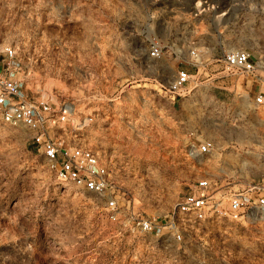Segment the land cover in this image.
Wrapping results in <instances>:
<instances>
[{
    "label": "rangeland",
    "instance_id": "1",
    "mask_svg": "<svg viewBox=\"0 0 264 264\" xmlns=\"http://www.w3.org/2000/svg\"><path fill=\"white\" fill-rule=\"evenodd\" d=\"M195 1L0 0V53L16 50L29 96L74 103L67 135L86 120L78 138L110 156L121 193L111 221L103 199L56 181L27 132L0 122V264H264V213L231 218L219 199L181 242L167 229L205 174L232 191L264 181V105H254L264 85L223 64L239 49L264 60V0H207L193 20ZM224 11L237 14L233 34ZM153 44L159 60L148 58ZM180 68L192 77L172 99ZM206 139L215 151L188 158ZM137 216L162 233L133 230Z\"/></svg>",
    "mask_w": 264,
    "mask_h": 264
},
{
    "label": "built area",
    "instance_id": "2",
    "mask_svg": "<svg viewBox=\"0 0 264 264\" xmlns=\"http://www.w3.org/2000/svg\"><path fill=\"white\" fill-rule=\"evenodd\" d=\"M193 20L208 14V1L196 0ZM215 10V7L211 5ZM223 21V32L235 33L237 14L228 11L217 16ZM201 35L207 34V25H203ZM162 57V47L153 44L148 52L150 60ZM189 64L196 67V50L188 53ZM224 68L231 73H239L264 85V60L256 58L246 49L228 51L223 55ZM22 63L13 47H5L0 53V122L12 129H22L28 134V145L41 156L56 181L71 185L78 192L92 194L103 199L104 208L111 221L116 220L117 201L121 196L119 182L110 156L88 146L78 138L86 120L73 126V137L67 135V126L74 121L76 107L73 102L63 100L54 103L52 97L44 96L40 100L29 96L22 80ZM192 75L180 68L168 83L166 92L172 99L180 97L190 83ZM261 87V86H260ZM255 106L264 105V91H258L254 99ZM92 119L90 118L89 121ZM215 145L203 140L199 146L193 144L187 148V157L192 159L212 154ZM226 202L223 214L238 218L249 211L264 213V181L254 183L243 190L232 191L229 184L218 185L207 174L198 178L185 194L177 199L169 212L167 229L177 242L195 231L196 224L203 221L207 214L218 211L217 202ZM131 228L137 232L158 235L164 227L153 219L137 216L132 218Z\"/></svg>",
    "mask_w": 264,
    "mask_h": 264
}]
</instances>
